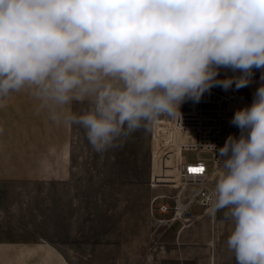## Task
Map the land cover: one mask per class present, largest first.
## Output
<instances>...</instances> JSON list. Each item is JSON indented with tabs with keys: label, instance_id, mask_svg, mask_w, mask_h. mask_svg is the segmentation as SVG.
Here are the masks:
<instances>
[{
	"label": "clouds",
	"instance_id": "9594fccd",
	"mask_svg": "<svg viewBox=\"0 0 264 264\" xmlns=\"http://www.w3.org/2000/svg\"><path fill=\"white\" fill-rule=\"evenodd\" d=\"M255 70L264 81V0H0V101L27 90L97 152ZM230 123L240 135L208 145V211L227 209L236 264H264V83Z\"/></svg>",
	"mask_w": 264,
	"mask_h": 264
},
{
	"label": "rangeland",
	"instance_id": "374dc122",
	"mask_svg": "<svg viewBox=\"0 0 264 264\" xmlns=\"http://www.w3.org/2000/svg\"><path fill=\"white\" fill-rule=\"evenodd\" d=\"M261 72L253 77L264 83ZM233 74L221 69L219 78ZM228 90L251 105L249 86ZM192 105L187 100L180 111ZM86 107L77 103L73 111ZM174 120L162 114L103 152L93 149L81 126L68 124L67 140L51 148L44 170L17 186H0V264H236L227 246L233 224L221 219L227 209L217 216L194 203L191 212L205 216L183 226L155 221L153 196L172 191L153 188L151 172L175 143ZM184 155L205 161L209 173L214 169L209 151L188 148Z\"/></svg>",
	"mask_w": 264,
	"mask_h": 264
},
{
	"label": "built area",
	"instance_id": "2783aa9c",
	"mask_svg": "<svg viewBox=\"0 0 264 264\" xmlns=\"http://www.w3.org/2000/svg\"><path fill=\"white\" fill-rule=\"evenodd\" d=\"M246 106L247 103L237 101L229 90L213 87L198 103L193 102L190 110L180 111L181 118L175 116V143L164 151L158 166H153L151 172L150 185L153 188L172 191H160L152 198V214L157 223L169 227L176 222L185 225L199 217L190 210L194 203L202 206V213L208 211V197L214 186L212 177L216 168L215 155L208 145L214 144L219 149L229 135H240V130L230 121L236 110ZM188 148L211 152L214 169L209 173L207 164L200 159L189 162L184 155ZM198 168H203V172L189 171ZM155 210L162 217L155 216Z\"/></svg>",
	"mask_w": 264,
	"mask_h": 264
},
{
	"label": "crops",
	"instance_id": "0c3cea01",
	"mask_svg": "<svg viewBox=\"0 0 264 264\" xmlns=\"http://www.w3.org/2000/svg\"><path fill=\"white\" fill-rule=\"evenodd\" d=\"M76 106L73 102L72 110ZM68 131V125L51 121L27 90L0 101V186L4 181L17 186L33 180L53 159L51 148L59 150L67 140Z\"/></svg>",
	"mask_w": 264,
	"mask_h": 264
},
{
	"label": "bare ground",
	"instance_id": "6f19581e",
	"mask_svg": "<svg viewBox=\"0 0 264 264\" xmlns=\"http://www.w3.org/2000/svg\"><path fill=\"white\" fill-rule=\"evenodd\" d=\"M238 74H239V73H234L233 75H238ZM260 85H261L260 80L252 76L251 83H250L248 86H249L253 91H256V89H257ZM212 180H214L213 177H212ZM206 213L211 214L209 211H207Z\"/></svg>",
	"mask_w": 264,
	"mask_h": 264
},
{
	"label": "snow or ice",
	"instance_id": "6c2138e0",
	"mask_svg": "<svg viewBox=\"0 0 264 264\" xmlns=\"http://www.w3.org/2000/svg\"><path fill=\"white\" fill-rule=\"evenodd\" d=\"M189 171H190V172H193V173L203 172V168L189 169Z\"/></svg>",
	"mask_w": 264,
	"mask_h": 264
}]
</instances>
